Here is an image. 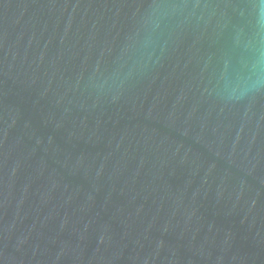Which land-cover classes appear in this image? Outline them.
<instances>
[{
	"label": "water",
	"instance_id": "obj_1",
	"mask_svg": "<svg viewBox=\"0 0 264 264\" xmlns=\"http://www.w3.org/2000/svg\"><path fill=\"white\" fill-rule=\"evenodd\" d=\"M252 2L0 0V264H264Z\"/></svg>",
	"mask_w": 264,
	"mask_h": 264
},
{
	"label": "clouds",
	"instance_id": "obj_2",
	"mask_svg": "<svg viewBox=\"0 0 264 264\" xmlns=\"http://www.w3.org/2000/svg\"><path fill=\"white\" fill-rule=\"evenodd\" d=\"M252 12L255 18L257 29L264 30V0H253ZM264 62L258 59L257 61V79L253 81L251 87L258 88L264 86Z\"/></svg>",
	"mask_w": 264,
	"mask_h": 264
}]
</instances>
